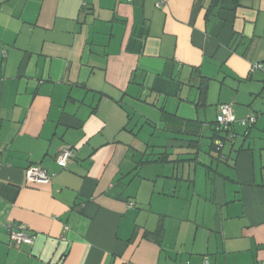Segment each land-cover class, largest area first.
<instances>
[{"label":"crops","instance_id":"1","mask_svg":"<svg viewBox=\"0 0 264 264\" xmlns=\"http://www.w3.org/2000/svg\"><path fill=\"white\" fill-rule=\"evenodd\" d=\"M158 1L0 0V264H263L264 0Z\"/></svg>","mask_w":264,"mask_h":264},{"label":"built area","instance_id":"2","mask_svg":"<svg viewBox=\"0 0 264 264\" xmlns=\"http://www.w3.org/2000/svg\"><path fill=\"white\" fill-rule=\"evenodd\" d=\"M133 1V0H128ZM164 6L163 0H159L156 3L157 8H162ZM5 52L2 53V57L5 58ZM260 72L264 76V62L262 63H254L250 67V73ZM236 122V118L233 114V110L230 106H222L220 108L219 114L217 115L216 121L213 125L214 131L216 133H229L228 140L233 138V135L230 134V129L232 125ZM244 123L252 124L255 122V118L250 116L247 117ZM219 147H222V144H219ZM74 153L71 148H65L60 151L57 155L55 162L57 166L61 169H65L68 162L73 158ZM224 159V158H223ZM52 174H50L47 170L43 169L40 166H30L24 171V179L27 185H46L50 182ZM10 243L19 247L21 245H31L34 240V236H32L29 232L28 226L24 224H20L14 221H10L5 225ZM189 264V263H184ZM203 264H208L204 262ZM264 264V260H263Z\"/></svg>","mask_w":264,"mask_h":264},{"label":"trees","instance_id":"3","mask_svg":"<svg viewBox=\"0 0 264 264\" xmlns=\"http://www.w3.org/2000/svg\"><path fill=\"white\" fill-rule=\"evenodd\" d=\"M223 1H225V0H210V3L208 5V13H211V11H213V10L217 9L218 7H220V5H221V3ZM227 1H230L236 7H240V6L245 5L247 2H249L251 0H227ZM207 84H208V80L204 79V82L198 88V91L200 92V98H199V103L197 105H204V103H205V94H206V90H207ZM212 131L214 133V137L217 138V139H220L222 145L224 144L225 141H230L227 138L229 133H224V134L216 133L214 131V128H212ZM230 134H232L231 129H230ZM210 148L213 151L219 152L222 147L220 148L219 144H218L217 146L211 145ZM158 233L159 232H157L156 235H158Z\"/></svg>","mask_w":264,"mask_h":264},{"label":"rangeland","instance_id":"4","mask_svg":"<svg viewBox=\"0 0 264 264\" xmlns=\"http://www.w3.org/2000/svg\"><path fill=\"white\" fill-rule=\"evenodd\" d=\"M216 96V93H215V95L213 94V98Z\"/></svg>","mask_w":264,"mask_h":264}]
</instances>
